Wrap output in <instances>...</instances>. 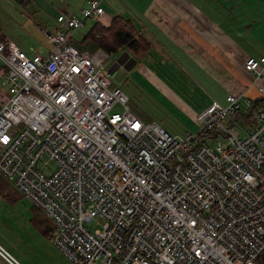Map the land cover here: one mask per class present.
<instances>
[{"label": "built area", "instance_id": "built-area-1", "mask_svg": "<svg viewBox=\"0 0 264 264\" xmlns=\"http://www.w3.org/2000/svg\"><path fill=\"white\" fill-rule=\"evenodd\" d=\"M81 15L57 11L45 53L0 40V174L54 222L75 264H256L264 251V56L247 57L261 93L212 99L195 132L170 133L135 113L101 49L71 42ZM138 125V127H134ZM7 137V139H4ZM0 254L21 264L2 245Z\"/></svg>", "mask_w": 264, "mask_h": 264}, {"label": "rangeland", "instance_id": "rangeland-1", "mask_svg": "<svg viewBox=\"0 0 264 264\" xmlns=\"http://www.w3.org/2000/svg\"><path fill=\"white\" fill-rule=\"evenodd\" d=\"M57 1L70 2V0H30V2L0 0L1 32L14 39L28 54L45 53L51 45L44 30L54 29L53 15L57 13L54 11L50 14L49 5ZM75 1L82 2V0ZM58 10L61 11V9ZM62 10L65 11V9ZM260 11L263 15L264 9ZM250 12L251 10H244V16L249 23L240 24L234 38L239 40L242 47L258 56L261 53L259 49L262 47L259 39L264 38V29L254 26L257 32L251 30V22L257 21V18L251 20L248 16ZM254 15L256 13L251 14V16ZM91 22V19L86 18L84 26L74 31L73 35L77 40L81 39ZM116 56L117 54H111L108 60H114ZM159 61H163L164 66L160 67L153 61L156 65L151 67L156 69L160 80L173 90V94L177 92L184 102L194 108L197 107L196 105L205 106L213 98L225 102L226 92L236 93L240 90V88L231 89L232 86L225 82L221 74H211L212 68L208 65L202 66V69L207 71L205 73L193 64L188 56L181 55L179 51L167 50L161 55ZM177 63L182 65L176 66ZM141 68L145 70L144 66L136 65L120 81L114 80V84L121 87L127 94L130 109L147 120L159 124L170 133L195 132L199 127L195 115L191 117L180 107V102L176 101L174 96L151 85L152 81L144 75ZM162 70H170V72ZM245 81L248 84L252 83L253 76L249 78V81ZM257 94L259 91L255 84L250 87L244 99L250 98L253 101ZM241 112L237 121L251 124L254 112H251L250 116L244 114L246 108L243 105ZM54 226L52 219L35 208L13 187L11 181L3 177L0 187V243L15 258L23 264H75L53 245L51 234Z\"/></svg>", "mask_w": 264, "mask_h": 264}, {"label": "crops", "instance_id": "crops-1", "mask_svg": "<svg viewBox=\"0 0 264 264\" xmlns=\"http://www.w3.org/2000/svg\"><path fill=\"white\" fill-rule=\"evenodd\" d=\"M262 3L264 0H101L105 11L99 20L107 24L114 15L120 14L137 24L140 31L151 42L152 48L150 54L143 60L137 61L133 67L144 66L145 70L142 68L141 70L152 81L150 84L174 96L176 101L180 102V107L194 117L206 105H196L197 107L194 108L184 102L177 92L173 94V90L160 80L156 69L151 67L156 65L153 61L162 67L164 63L159 61V58L164 52L179 51L181 55L188 56L198 68L202 69V66L206 65L211 67V74H221L225 82L232 86L231 89L240 88L239 91H244L245 96L255 83L254 81L249 84L244 82V80L249 81L252 76L251 72L245 70L244 61L249 56H264V38L259 39L262 47L258 49L261 53L256 56L242 47L234 36L238 33L240 24L249 23L243 13L245 9L251 10L248 14L251 20L257 18V21L251 22V30L256 31L254 26L264 29V13L262 15L260 11L264 9ZM86 4L87 0L57 1L50 3L49 11L53 14L58 9H65L72 15L80 16L81 9ZM253 13L256 15L251 16ZM180 65L182 64H176V66ZM181 69L184 70L182 67ZM163 72H170V70ZM3 73L4 69L0 67V80ZM4 90L5 87L1 81L0 96ZM4 248L7 250L6 247ZM7 251L13 255L9 250ZM0 264L11 263L0 254Z\"/></svg>", "mask_w": 264, "mask_h": 264}, {"label": "trees", "instance_id": "trees-1", "mask_svg": "<svg viewBox=\"0 0 264 264\" xmlns=\"http://www.w3.org/2000/svg\"><path fill=\"white\" fill-rule=\"evenodd\" d=\"M18 1L30 2V0ZM56 14L54 16H56ZM89 19H91L92 22L81 39L77 40L72 34L71 42L78 48L89 49L90 51L101 49L107 55H118L121 51L126 50L130 55L134 56L137 61L143 60L150 54L152 48L151 42L130 18L117 14L114 15L107 24L98 19ZM5 37L6 36L0 30V40H4ZM0 67L5 70V65L1 60ZM256 96L257 97H255L253 101L248 98L251 101V106L249 108L245 107L246 112L244 114H249L250 116V109H253L257 100L260 99L262 95L259 92ZM240 113H242L241 108H239L234 115L236 120ZM1 182H3V177L0 174V187ZM256 264H264V251L256 258Z\"/></svg>", "mask_w": 264, "mask_h": 264}, {"label": "water", "instance_id": "water-1", "mask_svg": "<svg viewBox=\"0 0 264 264\" xmlns=\"http://www.w3.org/2000/svg\"><path fill=\"white\" fill-rule=\"evenodd\" d=\"M137 59L126 50L121 51L114 60L106 62L109 73L115 81H120L126 73L136 64Z\"/></svg>", "mask_w": 264, "mask_h": 264}, {"label": "snow or ice", "instance_id": "snow-or-ice-1", "mask_svg": "<svg viewBox=\"0 0 264 264\" xmlns=\"http://www.w3.org/2000/svg\"><path fill=\"white\" fill-rule=\"evenodd\" d=\"M134 127H138V125H134ZM4 139H7V137H5Z\"/></svg>", "mask_w": 264, "mask_h": 264}]
</instances>
